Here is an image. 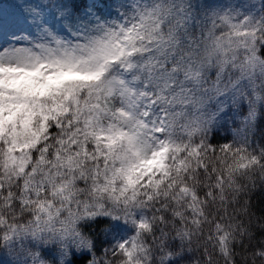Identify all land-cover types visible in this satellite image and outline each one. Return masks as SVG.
Instances as JSON below:
<instances>
[{
  "label": "snow or ice",
  "instance_id": "1",
  "mask_svg": "<svg viewBox=\"0 0 264 264\" xmlns=\"http://www.w3.org/2000/svg\"><path fill=\"white\" fill-rule=\"evenodd\" d=\"M0 264H264V0H0Z\"/></svg>",
  "mask_w": 264,
  "mask_h": 264
}]
</instances>
